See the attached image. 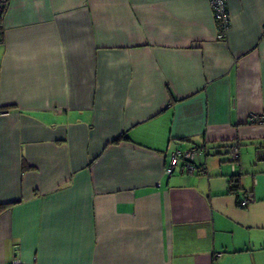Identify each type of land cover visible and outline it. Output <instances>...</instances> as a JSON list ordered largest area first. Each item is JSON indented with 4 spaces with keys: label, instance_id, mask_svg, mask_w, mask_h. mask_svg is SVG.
Instances as JSON below:
<instances>
[{
    "label": "crops",
    "instance_id": "0c3cea01",
    "mask_svg": "<svg viewBox=\"0 0 264 264\" xmlns=\"http://www.w3.org/2000/svg\"><path fill=\"white\" fill-rule=\"evenodd\" d=\"M225 4L10 0L0 264H264V0Z\"/></svg>",
    "mask_w": 264,
    "mask_h": 264
},
{
    "label": "built area",
    "instance_id": "2783aa9c",
    "mask_svg": "<svg viewBox=\"0 0 264 264\" xmlns=\"http://www.w3.org/2000/svg\"><path fill=\"white\" fill-rule=\"evenodd\" d=\"M211 11L213 13V17L215 20V25L217 28V39H223L227 33V30L229 28V13L226 8L225 0H208ZM10 0H0V28L3 27V17L9 7ZM2 40L1 34H0V42ZM247 120L250 123H261L264 122V116L251 112L247 116ZM199 153V149L189 148L185 150H179L175 149L170 151L169 153V162L167 166L164 169V173L167 175H171L175 169V167L182 162L183 168L188 173H192L195 170V166L193 164V160L196 156V154ZM230 155L231 160L233 164H236L239 158V150L237 146H233L230 149ZM251 202V195L247 194L245 197L242 198L240 201L241 206H246L248 203ZM221 253L217 254V257L220 256ZM16 264H22L18 260L16 261Z\"/></svg>",
    "mask_w": 264,
    "mask_h": 264
},
{
    "label": "trees",
    "instance_id": "16d2710c",
    "mask_svg": "<svg viewBox=\"0 0 264 264\" xmlns=\"http://www.w3.org/2000/svg\"><path fill=\"white\" fill-rule=\"evenodd\" d=\"M122 137H124V135H121V136H119L118 138H116L115 140L117 141V140H119V139H121ZM236 182V181H235ZM234 188H236L237 187V184H234V186H233Z\"/></svg>",
    "mask_w": 264,
    "mask_h": 264
}]
</instances>
